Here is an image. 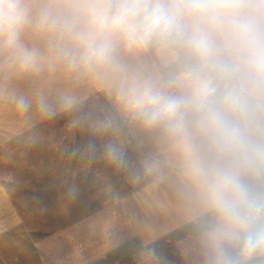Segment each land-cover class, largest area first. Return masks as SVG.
<instances>
[{"label":"clouds","instance_id":"clouds-1","mask_svg":"<svg viewBox=\"0 0 264 264\" xmlns=\"http://www.w3.org/2000/svg\"><path fill=\"white\" fill-rule=\"evenodd\" d=\"M59 119L136 264H264V0H0V142Z\"/></svg>","mask_w":264,"mask_h":264},{"label":"rangeland","instance_id":"rangeland-1","mask_svg":"<svg viewBox=\"0 0 264 264\" xmlns=\"http://www.w3.org/2000/svg\"><path fill=\"white\" fill-rule=\"evenodd\" d=\"M65 123L38 126L32 145L16 135L0 142V264H136L141 237L129 228L104 232L106 210L116 194L129 195L128 185L103 162L73 157L84 138L70 137ZM149 212L134 201L128 207L141 219ZM175 239L161 237L159 246L182 264Z\"/></svg>","mask_w":264,"mask_h":264}]
</instances>
